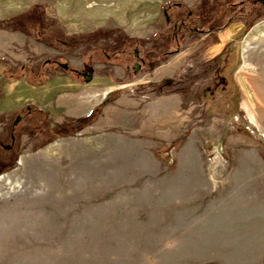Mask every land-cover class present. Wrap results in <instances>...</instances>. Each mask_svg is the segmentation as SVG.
<instances>
[{"label":"rangeland","instance_id":"rangeland-1","mask_svg":"<svg viewBox=\"0 0 264 264\" xmlns=\"http://www.w3.org/2000/svg\"><path fill=\"white\" fill-rule=\"evenodd\" d=\"M229 1L213 28L202 0H0L62 36L0 27V264H264V5ZM69 82L86 126L56 109ZM115 106L114 135L86 130Z\"/></svg>","mask_w":264,"mask_h":264},{"label":"trees","instance_id":"trees-1","mask_svg":"<svg viewBox=\"0 0 264 264\" xmlns=\"http://www.w3.org/2000/svg\"><path fill=\"white\" fill-rule=\"evenodd\" d=\"M224 4H227L226 9H224V10L221 9L222 12L219 13L220 8ZM230 4L231 3L229 0H227V1L226 0H212L211 4H210V0H202V7H204L202 15H204L203 16L204 19L207 20L208 22L213 21L210 27L215 28L216 24H220L221 20H222L220 16H217L216 19L212 20L215 17V15H213V14H218V13L223 14L225 12V15H227V12L235 10L233 8V6H229ZM38 10H39L38 7L35 5L34 8L28 10L27 12H24V13L19 14L17 16L5 19L4 21H2V23H1L2 25H0V27L3 29H11L13 31H19V32L25 34L26 36L32 37L37 42H42L45 45L54 47V46H56L57 43L54 44L52 42V36L54 35L55 37L62 38V36H60V32H58L57 30H55L53 28L55 25H58V23L55 21H53L51 23L45 22L44 18H43V13L38 11ZM252 13H253L252 14V16H253L252 25H255L256 21L264 20V8L257 10V9H255V7H253ZM204 19H202V20H204ZM230 19H231V17H229L227 23L230 22ZM237 19H240V18L238 17ZM33 27L39 28L38 34H36V33L33 34L31 32V28H33ZM111 32L112 31L92 32L91 35H88L87 38L88 39H93V38L96 39V36H98L99 34L111 33ZM161 36H162L161 33L155 34L154 36L149 38L148 41H154V40L160 38ZM126 41L128 43L132 42V43H138V44L142 42L139 40L138 41H132V40L125 38V42ZM168 41L169 40H166V43ZM58 43H61L62 46L67 45L62 39L60 41H58ZM92 120H93V113L87 117H84V118L68 119V123H66V124L68 125L69 123H71V124L82 123V125L86 126L87 124H90L91 122H93ZM66 134L70 135L71 133H66ZM14 157L15 156H13L11 152H7V151L1 152L0 151V173L7 171L13 167L12 165L14 162Z\"/></svg>","mask_w":264,"mask_h":264},{"label":"crops","instance_id":"crops-1","mask_svg":"<svg viewBox=\"0 0 264 264\" xmlns=\"http://www.w3.org/2000/svg\"><path fill=\"white\" fill-rule=\"evenodd\" d=\"M66 79L68 78L65 77L63 80L64 83L67 84L68 80ZM69 83H73L74 85L73 90L60 93L57 96V99L55 100L57 102V107L54 103H52V105H55L56 109H58V111H60L61 114L69 118L76 119V118H82L88 116L97 105V101L95 100V97H97L96 93L92 89H90L89 86L85 88H81L80 85L75 82H69ZM106 93L108 94L109 92ZM115 108L116 109L114 110L107 109V111L104 109L103 115L100 118H98L94 123H92L90 126H88L86 130L92 131L90 133H93V135L96 134L94 136H97L98 134L106 132L108 130L109 132L107 133V137L110 135H114L115 131H113V129L116 130L121 127L117 116L126 115L127 113H129L127 110L124 111L119 106H115ZM114 115L115 117H113ZM135 115H136V111H133V115H131L130 117V119L132 118V121ZM154 115L156 114L154 113L152 114L151 111H149L148 116L150 117L151 122L154 121V119L155 121L157 119V116L154 117ZM103 144L106 146L105 142Z\"/></svg>","mask_w":264,"mask_h":264},{"label":"water","instance_id":"water-1","mask_svg":"<svg viewBox=\"0 0 264 264\" xmlns=\"http://www.w3.org/2000/svg\"><path fill=\"white\" fill-rule=\"evenodd\" d=\"M256 3H261L262 5H264V0H256V1H253L252 4H256ZM164 16L166 18V21H168V16L166 13H164ZM137 57V56H136ZM60 68L64 69V70H70L69 66L66 65V64H57ZM76 74H79V75H82L84 77V82L85 83H89L91 82L92 78H93V73H94V70L92 67H87L86 68V72L85 73H80L76 70H70ZM17 122V121H16ZM16 124V123H15ZM7 149L9 147H6Z\"/></svg>","mask_w":264,"mask_h":264},{"label":"flooded vegetation","instance_id":"flooded-vegetation-1","mask_svg":"<svg viewBox=\"0 0 264 264\" xmlns=\"http://www.w3.org/2000/svg\"><path fill=\"white\" fill-rule=\"evenodd\" d=\"M183 24H184V23H183ZM139 60H140L141 64L144 63V60H143L142 58H139ZM89 66H90V65H89ZM89 66H88V65H83L82 69H81L80 71H78V72H80V73H85V72H86V68L89 67ZM77 75H79V74H77ZM79 76L82 77L83 80H84V77H83L82 75H79Z\"/></svg>","mask_w":264,"mask_h":264}]
</instances>
